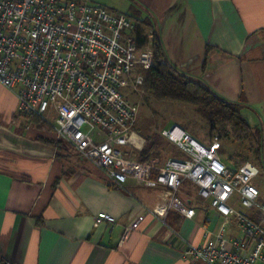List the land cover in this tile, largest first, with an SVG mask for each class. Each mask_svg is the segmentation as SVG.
<instances>
[{
	"label": "crops",
	"instance_id": "1",
	"mask_svg": "<svg viewBox=\"0 0 264 264\" xmlns=\"http://www.w3.org/2000/svg\"><path fill=\"white\" fill-rule=\"evenodd\" d=\"M130 1L152 18L168 63L242 101L246 120L264 130V0ZM66 143L19 114L17 94L0 85V264H205L184 253L204 244V228L243 237L236 218L219 214L192 183L181 193L195 216L171 211L163 221L151 211L168 189L110 186ZM102 213L116 222L97 224Z\"/></svg>",
	"mask_w": 264,
	"mask_h": 264
},
{
	"label": "built area",
	"instance_id": "2",
	"mask_svg": "<svg viewBox=\"0 0 264 264\" xmlns=\"http://www.w3.org/2000/svg\"><path fill=\"white\" fill-rule=\"evenodd\" d=\"M153 63L152 38L139 46L136 20L127 13L82 0H0V85L17 94L19 114L49 124L111 184L168 189L164 204L151 211L163 221L171 211L195 216L181 193L186 182L223 217L236 218L243 237H228L226 226L217 233L204 228V244H189L186 256L205 264H264L258 165L232 168L215 148L178 125L162 135L181 157L159 165L128 153L143 147L131 95L142 91V70ZM236 202L253 215L236 210ZM115 222L104 213L96 218L97 224ZM141 222L135 220L126 232Z\"/></svg>",
	"mask_w": 264,
	"mask_h": 264
},
{
	"label": "trees",
	"instance_id": "3",
	"mask_svg": "<svg viewBox=\"0 0 264 264\" xmlns=\"http://www.w3.org/2000/svg\"><path fill=\"white\" fill-rule=\"evenodd\" d=\"M132 12L129 15L136 20L137 44L142 46L151 38L153 40L154 63L149 70H142L144 75L142 91L151 93L158 101L180 102L196 107L218 132L220 138L231 137L240 141L250 139L253 141L259 166L264 170V130L259 125L252 126L243 116V102L229 101L215 93L204 81L176 70L166 59L150 15H143L134 5ZM30 122L38 128H43L46 124L39 118H30ZM167 146L164 139L156 137L143 150L141 157L152 156L153 150L160 154ZM178 151L181 157L182 153ZM248 215H253V212Z\"/></svg>",
	"mask_w": 264,
	"mask_h": 264
},
{
	"label": "rangeland",
	"instance_id": "4",
	"mask_svg": "<svg viewBox=\"0 0 264 264\" xmlns=\"http://www.w3.org/2000/svg\"><path fill=\"white\" fill-rule=\"evenodd\" d=\"M91 4H99L109 8L110 10L120 13L132 14V3L130 0H82ZM152 34V32H150ZM131 99L139 108L138 121L135 132L141 137L143 147L141 150L133 148L128 149V153L135 155L139 160L155 162L162 165L171 158H178L179 151L168 140H166L162 131L169 129L174 125L186 129L190 134L194 135L199 141L207 144L217 150L221 159L229 164L232 168H239L246 162H253L261 169L259 177L255 180V184L260 188L264 197V170L259 166V160L253 147V141L237 140L231 137L220 138L218 132L210 125V123L199 113L196 107L169 101H158L151 93L143 91L132 94ZM42 129L54 131L49 124H44ZM156 137L164 139L167 143L165 150L160 154L152 151V156L141 157L143 150ZM66 143V142H65ZM71 149L77 151L73 146L66 143ZM240 208V207H238ZM242 209V208H241Z\"/></svg>",
	"mask_w": 264,
	"mask_h": 264
},
{
	"label": "water",
	"instance_id": "5",
	"mask_svg": "<svg viewBox=\"0 0 264 264\" xmlns=\"http://www.w3.org/2000/svg\"><path fill=\"white\" fill-rule=\"evenodd\" d=\"M174 126H176V125H174ZM174 126H172V127H174Z\"/></svg>",
	"mask_w": 264,
	"mask_h": 264
}]
</instances>
